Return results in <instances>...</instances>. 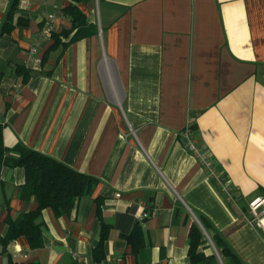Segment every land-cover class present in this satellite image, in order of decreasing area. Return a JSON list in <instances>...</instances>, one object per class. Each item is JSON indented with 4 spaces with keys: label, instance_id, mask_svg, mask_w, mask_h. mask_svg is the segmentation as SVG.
Instances as JSON below:
<instances>
[{
    "label": "crops",
    "instance_id": "0c3cea01",
    "mask_svg": "<svg viewBox=\"0 0 264 264\" xmlns=\"http://www.w3.org/2000/svg\"><path fill=\"white\" fill-rule=\"evenodd\" d=\"M10 5L0 0L5 143L21 141L100 182L68 214L43 210L42 247L25 236L0 244V264H192L194 222L208 239L201 250L216 255L210 264H234L201 216L242 264H264V232L244 219L264 195V0H19L4 32ZM70 5L96 33L62 34L73 27ZM189 118L219 177L188 147ZM25 182L23 167L2 168L3 236L9 219L38 205L20 197ZM98 197L111 227L101 261ZM137 227L134 252L127 236Z\"/></svg>",
    "mask_w": 264,
    "mask_h": 264
},
{
    "label": "trees",
    "instance_id": "16d2710c",
    "mask_svg": "<svg viewBox=\"0 0 264 264\" xmlns=\"http://www.w3.org/2000/svg\"><path fill=\"white\" fill-rule=\"evenodd\" d=\"M11 5L3 26L4 32H10L13 28L12 18L18 8L19 0H10ZM82 1V0H79ZM65 13L72 18L73 27L62 32L68 36L73 30L76 33L71 40H77L84 36L96 33V25L89 24L85 14L77 5H70L65 8ZM55 43L53 47L59 45L61 38L54 34ZM60 37V34H59ZM1 80V76H0ZM4 166L23 167L26 172V182L20 187V197L29 199L34 196L37 200V207L33 210L21 213L16 219H9V229L3 236L0 234V244L7 249L17 238L25 236L31 249L43 246V230L41 217L43 210L50 207L55 214L60 216L70 213L77 200L82 196L92 195L100 180L90 174L78 171L58 159L30 148L23 142L18 141L12 146H8L4 141L3 125L0 124V182L1 171ZM101 197L97 198V215L101 220L100 240L94 250L97 261L105 257L104 247L109 238L110 225L103 220ZM205 229L211 233L212 239L219 249L223 259L232 258L234 264H242L233 250L227 244L223 235L213 227L205 217H200ZM142 231L137 227L127 236L128 242L133 246V251L137 252L142 245ZM189 260L192 264L207 263L215 260L216 255H206L201 247L208 242L204 230L199 223L194 222L189 230ZM22 264H41L39 261H32Z\"/></svg>",
    "mask_w": 264,
    "mask_h": 264
},
{
    "label": "built area",
    "instance_id": "2783aa9c",
    "mask_svg": "<svg viewBox=\"0 0 264 264\" xmlns=\"http://www.w3.org/2000/svg\"><path fill=\"white\" fill-rule=\"evenodd\" d=\"M51 29L52 26L48 25L46 32L49 33ZM33 50H35V48ZM191 123L192 119L189 118L182 133L188 147L193 151V154L199 159V161L205 167L209 175L219 177L216 174L211 155L207 151L197 146L195 134L191 127ZM149 214V212H144L140 216V218L143 219L149 216ZM244 219L246 222L258 228H261L264 232V195H257L249 201L248 209L245 213Z\"/></svg>",
    "mask_w": 264,
    "mask_h": 264
}]
</instances>
